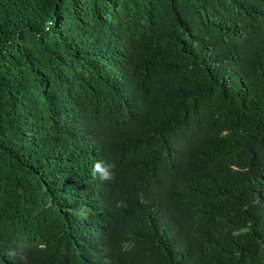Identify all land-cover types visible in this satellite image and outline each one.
Instances as JSON below:
<instances>
[{"label":"trees","instance_id":"obj_1","mask_svg":"<svg viewBox=\"0 0 264 264\" xmlns=\"http://www.w3.org/2000/svg\"><path fill=\"white\" fill-rule=\"evenodd\" d=\"M0 264H264V0H0Z\"/></svg>","mask_w":264,"mask_h":264},{"label":"clouds","instance_id":"obj_2","mask_svg":"<svg viewBox=\"0 0 264 264\" xmlns=\"http://www.w3.org/2000/svg\"><path fill=\"white\" fill-rule=\"evenodd\" d=\"M111 165L104 166L101 162H96L93 165V175L100 174L101 179L103 180H111L114 178L113 173L109 171ZM119 206V205H118Z\"/></svg>","mask_w":264,"mask_h":264}]
</instances>
